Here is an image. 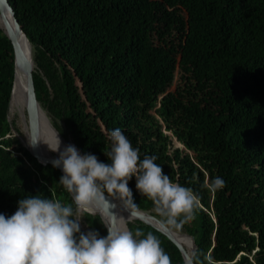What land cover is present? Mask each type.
Instances as JSON below:
<instances>
[{
    "label": "trees",
    "instance_id": "obj_1",
    "mask_svg": "<svg viewBox=\"0 0 264 264\" xmlns=\"http://www.w3.org/2000/svg\"><path fill=\"white\" fill-rule=\"evenodd\" d=\"M9 1L33 46L35 97L62 136L111 163L109 132L121 128L141 158L158 156L173 181L200 195L195 219L177 229L133 177L138 214L115 200L120 227L155 234L172 264H186L193 252L204 264L205 256L214 264H264V0ZM14 58L0 26L6 216L30 195L72 202L53 166L55 145L34 128L27 107L21 115L12 109ZM217 175L226 183L213 192L207 185ZM103 223L99 213L85 216L82 231L106 236Z\"/></svg>",
    "mask_w": 264,
    "mask_h": 264
},
{
    "label": "clouds",
    "instance_id": "obj_2",
    "mask_svg": "<svg viewBox=\"0 0 264 264\" xmlns=\"http://www.w3.org/2000/svg\"><path fill=\"white\" fill-rule=\"evenodd\" d=\"M59 139V138H58ZM111 148L106 151L111 163L99 160L92 153H81L75 145L60 151L53 166L62 168L59 183L72 202L30 195L18 202L17 211L6 216L0 213V264H172L161 240L152 232L103 223L107 235L99 231H82L85 216L99 213L102 217L120 219L109 197L137 215L129 182L136 178V189L154 203L155 213L177 229L193 221L201 207V199L192 187L173 181L156 163L158 156L143 155L134 147L121 128L109 132ZM226 181L215 176L207 185L211 191L223 189ZM107 194V195H106ZM73 204L75 207H73ZM87 214V215H86ZM207 264L213 258L205 256ZM186 264H204L193 252Z\"/></svg>",
    "mask_w": 264,
    "mask_h": 264
},
{
    "label": "water",
    "instance_id": "obj_3",
    "mask_svg": "<svg viewBox=\"0 0 264 264\" xmlns=\"http://www.w3.org/2000/svg\"><path fill=\"white\" fill-rule=\"evenodd\" d=\"M0 17H2V20H3V24H0V26L4 28V32L11 38L13 45H14V49H15V58H14L15 59V79H14V88H13V94L11 97V102L13 103L18 90L22 91L26 107L28 108L30 114L33 116L34 118L33 121L36 124L34 128L36 130L37 129L41 130L42 127L45 126L47 130V126L49 122V125L52 128V133H53L52 140L53 141L59 144V139H60L61 141L60 146L62 148L71 144V145H75L77 149L80 151L79 147L76 144H74L73 142L67 141L62 136V134L56 128L54 123L51 121V118L44 111V109L42 108V106L40 105V103L35 97V94L33 91V85L31 83V71L33 68L32 54L34 53L33 46L29 40V37L26 31L24 30L23 26L21 25V23L15 16V12L12 9L9 0H0ZM59 155L60 153H58L56 157L54 158L51 157V158L55 160L59 158ZM59 169L63 173L62 168H59ZM109 199L113 203L117 204L114 198L109 197ZM111 211L116 213L115 208L111 209ZM103 218L105 222L110 220L113 222L114 226L115 225L120 226L119 219L117 220L111 216L106 217V218L103 217ZM144 219L146 218L144 217ZM146 220L153 223V221L151 220H148V219Z\"/></svg>",
    "mask_w": 264,
    "mask_h": 264
},
{
    "label": "rangeland",
    "instance_id": "obj_4",
    "mask_svg": "<svg viewBox=\"0 0 264 264\" xmlns=\"http://www.w3.org/2000/svg\"><path fill=\"white\" fill-rule=\"evenodd\" d=\"M23 103H24V101H23ZM25 107H26V105H25V103H24V105L23 104H18V105H13L12 104V109L13 110H15V112H19V110H20V113H16V114H19V115H21V113H24V109H25ZM18 109V110H17ZM45 111V110H44ZM46 112V111H45ZM47 113V112H46ZM16 114H13V115H16ZM48 114V113H47ZM49 115V114H48ZM50 116V115H49ZM50 118H51V116H50ZM51 121L53 122V120H52V118H51ZM178 144H180V143H178ZM212 200V199H211ZM212 202V201H211ZM116 210H117V207L115 208ZM141 214L146 218V219H148V220H151V221H158V222H160V218L158 217V216H155V215H151L147 210H142L141 211ZM183 238L187 241V242H190L191 240H192V238L190 237V236H188L187 234H184L183 235Z\"/></svg>",
    "mask_w": 264,
    "mask_h": 264
},
{
    "label": "bare ground",
    "instance_id": "obj_5",
    "mask_svg": "<svg viewBox=\"0 0 264 264\" xmlns=\"http://www.w3.org/2000/svg\"><path fill=\"white\" fill-rule=\"evenodd\" d=\"M0 23L3 24L2 17H0ZM32 57H33V54H32ZM23 101H24L23 93H22V91L18 90V92H17V94H16V96H15V99H14V101H13V105H18V104H20V103L24 105L25 101H24V103H23ZM25 105H26V104H25ZM44 127H45V126L42 127V130H43L44 133L50 138V140L53 142V144L55 145V148H57L59 144H58L57 142H55V141L52 140L53 133H52V128H51V126L49 125V122H48L47 130H46V127H45V128H44ZM63 149H64V148H62V147L60 146V151H63ZM58 153H59V152L56 151V154H58Z\"/></svg>",
    "mask_w": 264,
    "mask_h": 264
}]
</instances>
